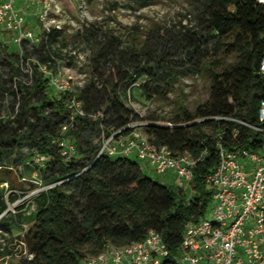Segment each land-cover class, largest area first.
Masks as SVG:
<instances>
[{
  "label": "trees",
  "instance_id": "trees-1",
  "mask_svg": "<svg viewBox=\"0 0 264 264\" xmlns=\"http://www.w3.org/2000/svg\"><path fill=\"white\" fill-rule=\"evenodd\" d=\"M197 8L195 27L166 37L151 30L138 45L129 46L113 30L104 32L97 25L78 31L73 38L91 47L92 54L90 78L73 93L51 94L41 70L56 73L61 30L44 31L36 47L24 42L20 53L0 50V62L17 65L15 90L0 84V98L10 92L19 100L12 116H0V175L31 164L34 154L42 155L47 158L43 179L50 186L34 200L36 208L28 216L9 213L0 219V231L7 234L22 232L24 222L31 224L20 240L29 257L15 264H85L107 247L142 242L150 231L163 236L168 255L161 264H180L187 224L204 217L212 202L204 177L218 165L217 142L230 151L257 152L263 134L239 122L264 128L258 117L264 99L259 69L264 6L257 0H203ZM232 54L238 61L226 66L222 56ZM23 64L31 71L26 80L20 77ZM177 69L191 75L205 70L211 83L208 100L195 112L180 107L170 121L174 128L157 125L161 120L155 116L141 118L126 106L136 86L146 100L166 99L178 79ZM74 96L86 116L71 122L67 100ZM140 123L147 124L141 129L151 142L196 161L192 195L147 177L132 157L99 154L103 138ZM62 137L74 147L69 158L57 144ZM9 199L15 203L19 197ZM22 207L29 212L28 205ZM7 209L0 192V216ZM12 255L1 243L0 262L13 264L5 262Z\"/></svg>",
  "mask_w": 264,
  "mask_h": 264
},
{
  "label": "built area",
  "instance_id": "built-area-1",
  "mask_svg": "<svg viewBox=\"0 0 264 264\" xmlns=\"http://www.w3.org/2000/svg\"><path fill=\"white\" fill-rule=\"evenodd\" d=\"M257 2L264 6V0ZM17 4L39 7L38 17L45 24L52 11V0H0V30L13 33L14 42L22 46L35 36L26 30L25 19ZM49 27L45 25L46 32ZM259 69L264 75V55ZM41 70L47 73L46 67ZM50 84L58 93H73L69 83L61 77L55 76ZM67 109L71 122L75 117L86 116L82 102L75 96L67 100ZM258 117L264 122V99L259 104ZM239 123L263 134L262 148L257 152L230 151L217 142L218 165L204 177L212 193V219L201 217L187 224L180 264H264V128ZM145 125L132 124L103 138L99 154L135 157L157 175L170 179L173 186L193 194L191 182L196 161L188 154H174L167 146L151 142L141 132ZM157 125L174 128L170 122ZM67 127L62 130L65 132ZM125 131L129 132L125 134ZM71 152L74 153V147L62 154L69 158ZM37 157L39 162L47 161L45 156ZM167 255L162 234L150 231L142 242L124 248L107 247L101 255L89 258L85 264H161Z\"/></svg>",
  "mask_w": 264,
  "mask_h": 264
},
{
  "label": "rangeland",
  "instance_id": "rangeland-1",
  "mask_svg": "<svg viewBox=\"0 0 264 264\" xmlns=\"http://www.w3.org/2000/svg\"><path fill=\"white\" fill-rule=\"evenodd\" d=\"M203 0H52V11L45 24L39 19V7L27 6L22 8V15L25 19L26 30L35 36L32 41L27 42L29 48L36 47L41 42L45 25L62 31L63 40L57 46L59 58L56 60L57 68L55 74H47L49 81V91L57 94V90L50 84L51 79L61 77L65 79L73 92L84 85L90 78V57L92 49L81 40L73 38L78 31L89 25H97L104 32L113 30L117 36L122 38L127 45L141 44L149 36L151 30L159 31V34L168 36L171 32L184 31L186 28H193L198 24V8ZM49 27V28H50ZM5 49L7 53H20L23 49L14 42V34L0 30V50ZM221 58V57H220ZM225 65H231L238 61L237 55L222 56ZM17 65H9L0 62V84L10 90H15L17 78L13 71ZM20 77L26 80V75L31 71L23 64ZM179 76L174 83L171 94L166 99L146 100L140 93L138 87L132 89V93L125 101L128 108L133 109L141 118L155 116L160 118L161 124L171 119L180 112V107H185L190 112H195L200 104L209 98L211 80L205 70L196 75L185 73L184 70L177 69ZM138 85V84H137ZM19 100L10 92L0 98V116L10 117ZM63 134L64 131L62 130ZM141 132L144 133L142 129ZM62 152L70 150L72 142L68 137H62L57 141ZM74 153L71 152V156ZM37 154H34L31 164L14 168L10 173H1L0 178L6 180L0 182V192L4 194L8 209L1 217L10 214L16 216H28L35 210L34 200L49 185L43 179L46 162L37 161ZM70 157V156H69ZM143 173L154 181L172 186L170 179L157 175L143 162L135 157ZM15 195L19 199L11 203L9 196ZM187 195H192L187 191ZM28 205L29 212L22 209L23 205ZM211 202L204 218L212 219ZM31 224L24 222L21 227L22 232L15 230L13 234L2 233L0 231V244L5 243L13 251V255L5 259L8 263L29 257L28 251L20 240ZM0 264H7L2 263Z\"/></svg>",
  "mask_w": 264,
  "mask_h": 264
},
{
  "label": "crops",
  "instance_id": "crops-1",
  "mask_svg": "<svg viewBox=\"0 0 264 264\" xmlns=\"http://www.w3.org/2000/svg\"><path fill=\"white\" fill-rule=\"evenodd\" d=\"M18 9H20L21 10V12H22V8L23 7H25V6H22L21 4H17V6H16ZM27 7V6H26Z\"/></svg>",
  "mask_w": 264,
  "mask_h": 264
}]
</instances>
